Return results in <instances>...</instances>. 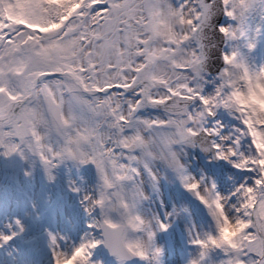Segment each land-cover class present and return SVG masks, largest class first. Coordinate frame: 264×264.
<instances>
[{"label":"snow or ice","instance_id":"snow-or-ice-1","mask_svg":"<svg viewBox=\"0 0 264 264\" xmlns=\"http://www.w3.org/2000/svg\"><path fill=\"white\" fill-rule=\"evenodd\" d=\"M260 41L264 0H0V156L38 158L48 181L62 161L92 164L100 181L81 198L91 222L79 243L48 233L51 264H106L105 250L117 264H161L154 237L173 213L147 219L138 205L162 170L214 222L215 234L193 238L191 264L213 252L219 264H264ZM147 109L160 115L143 118ZM221 109L239 122L231 135ZM185 147L227 162L240 182L226 176L222 194L190 175ZM14 223L0 246L23 233Z\"/></svg>","mask_w":264,"mask_h":264},{"label":"rangeland","instance_id":"rangeland-1","mask_svg":"<svg viewBox=\"0 0 264 264\" xmlns=\"http://www.w3.org/2000/svg\"><path fill=\"white\" fill-rule=\"evenodd\" d=\"M255 62L264 60V41H260L255 53ZM160 115L157 110L147 109L143 118ZM217 119L224 125L225 135H231L239 122L221 109ZM247 143L242 138V151H247ZM181 159L186 162L190 175L197 178L204 176L209 182H216L217 189L226 194L230 176L239 183L243 173L232 169L227 162L221 161L217 167L208 162V157L201 156L197 149L185 147ZM21 159L17 155L9 158L12 166L0 163V233L15 231L14 221L19 219L24 227L8 245L0 246V264H51L48 248V233L64 236L71 243L87 231L91 218L83 211L80 203L84 194L95 196L100 183L94 165H80L78 162L65 160L53 170L54 179L48 181L38 158L25 154ZM28 172L26 176L24 173ZM250 175V174H249ZM80 191L73 192L72 188ZM158 190L150 183H145L143 191L148 197L138 205V212L150 219L153 215L172 212L170 227L167 232H157L154 244L162 249L161 264H191L197 259L200 249L192 243L196 235L215 234L214 222L208 210L194 195L186 192L170 171L162 170ZM95 194V195H94ZM48 207L46 220L38 221L42 206ZM175 210V211H174ZM115 218V217H114ZM222 254H210L211 264H219ZM106 264H117L114 258L106 257ZM129 264H147L138 258H132Z\"/></svg>","mask_w":264,"mask_h":264},{"label":"clouds","instance_id":"clouds-1","mask_svg":"<svg viewBox=\"0 0 264 264\" xmlns=\"http://www.w3.org/2000/svg\"><path fill=\"white\" fill-rule=\"evenodd\" d=\"M258 104H259L260 112L264 113V90H261V92L259 93Z\"/></svg>","mask_w":264,"mask_h":264},{"label":"water","instance_id":"water-1","mask_svg":"<svg viewBox=\"0 0 264 264\" xmlns=\"http://www.w3.org/2000/svg\"><path fill=\"white\" fill-rule=\"evenodd\" d=\"M198 149H199V148H198ZM199 151H200V150H199ZM200 153L203 154V155H207V154H205V153H203V152H201V151H200ZM213 163H214V164H218L219 162H218V161H213ZM105 254L107 255L106 250H105ZM109 257H110V256H109ZM130 262H131V259L128 260L126 263H130Z\"/></svg>","mask_w":264,"mask_h":264}]
</instances>
